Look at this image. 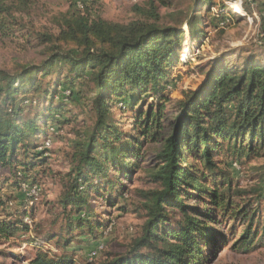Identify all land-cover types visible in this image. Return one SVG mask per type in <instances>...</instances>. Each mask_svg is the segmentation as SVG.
<instances>
[{
  "label": "trees",
  "instance_id": "obj_1",
  "mask_svg": "<svg viewBox=\"0 0 264 264\" xmlns=\"http://www.w3.org/2000/svg\"><path fill=\"white\" fill-rule=\"evenodd\" d=\"M147 1V10L136 8L141 17L126 23L93 15L88 6L62 13L58 32L28 33L43 48L39 63L23 65L16 72L0 69V171L8 172L0 174V191L20 177L36 184L30 174L45 164L48 149L32 135L42 128L44 135L51 133L53 126L62 131L65 125L79 122V114L67 115L66 97L76 106L91 103V124L71 143L70 171L63 175L57 202H50L56 213L52 226L40 235L41 242L54 240L62 249L75 246L70 253H52L37 242L31 257L12 254L21 264H89L75 258L82 248L75 239L87 234L99 239L113 222L109 213L103 218L94 209L91 199L126 209L121 203L128 192L124 180L131 181L139 167L155 184L140 190L142 200L134 205L145 216L143 233L126 255L100 264H209L221 249L248 252L264 245V165L256 168L250 188L254 206L235 202L244 191L233 184L221 164L223 156L241 161L264 155V62L250 57L237 65L225 58L214 59L199 88L186 91L172 114L165 116L170 99L164 91L172 81V67L180 62L184 31L162 25L154 0ZM199 1L205 2L208 11L214 5V0ZM260 6L264 9V3ZM223 7L209 27L227 19ZM198 12L189 22L194 38L201 33L204 16ZM9 15L10 4L0 0L3 37L24 29L16 30ZM52 74L55 77L44 85L42 80ZM60 87L68 88L70 94L61 93ZM150 93L158 97L157 102H147L143 110L140 100ZM117 107L136 115L133 134L125 135L110 121ZM26 111L32 115L25 116ZM164 120L171 126L166 136L161 135ZM146 140L160 141V150L154 163L140 166ZM112 171L117 175L112 176ZM15 183L19 188L20 181ZM5 203L0 193V205ZM28 214L32 215L26 210L14 219L0 220V241L19 239L31 230L25 220ZM227 221L244 226L230 246L227 235L217 228ZM231 228L230 235L236 226Z\"/></svg>",
  "mask_w": 264,
  "mask_h": 264
},
{
  "label": "rangeland",
  "instance_id": "obj_2",
  "mask_svg": "<svg viewBox=\"0 0 264 264\" xmlns=\"http://www.w3.org/2000/svg\"><path fill=\"white\" fill-rule=\"evenodd\" d=\"M11 6V16L9 22H15L16 31L9 36L3 37L0 34V69L16 72L26 64L39 63L43 55V48L37 46V40L28 33H47L49 31L58 32L57 19L60 14L84 10L86 6L92 8L93 15H101L103 18L117 21L130 22L140 18L136 8L139 6L143 11L150 6L147 0H6ZM161 16V24L165 26L180 27L184 31L180 62L172 67L171 83L164 91L169 103L165 110V116L172 114L174 104L177 100L184 98V93L189 90L198 89L205 76L204 72L209 69L210 63L216 58H225L230 64H243L247 58L254 57L264 62V9L260 6L264 0H214L211 10H207L205 2L200 4L199 0H154ZM9 6V5H8ZM223 6L224 14L228 17L224 22L215 23L209 27V22L214 15H217ZM237 7L242 13H235L233 8ZM198 14H204L200 21L201 33L197 38L192 37L189 22L197 10ZM230 16H234L230 18ZM236 16V17H235ZM19 28V29H18ZM41 77V71L37 78ZM55 75H49L42 80L45 85L48 80ZM61 93L66 96L70 90L60 87ZM31 95V94H30ZM61 97L56 98L58 102ZM133 100L139 97L137 93L132 94ZM64 99V98H63ZM71 114H79V122L72 125H65L63 130L58 127H51V133L44 135V128L41 133L32 135L42 147L48 149L45 164L38 167L30 175L36 179L34 186L23 182L22 178L14 179L12 182L3 185L1 197L6 201L0 205V220L14 219L21 216L24 211H28L25 220L31 224V230L22 233L19 239L10 241H0V262L5 264H21L12 254H20L25 259L31 257L36 252L35 243L39 242L45 249L52 253L67 252L73 249L70 245L66 249L59 247L54 240L41 242V234L45 233L51 226L55 218L52 204L56 203L58 196L62 192L63 175L70 171L71 158L67 155L70 145L76 141L78 134H84L91 124L90 104L76 106L71 103L70 98H65ZM158 97L152 95L143 97L142 108L146 110L147 102H157ZM26 104H29L26 102ZM110 121L116 123L125 135L133 134L135 128L136 115L127 108H114ZM32 114L26 111L25 116ZM161 135L166 136L171 130L167 120L163 122ZM59 134V135H58ZM62 136V139L59 137ZM46 137V138H45ZM45 138V139H44ZM161 142L144 141L141 152L144 155L140 166L146 163H154L156 154L160 150ZM236 159V160H235ZM234 157H222V169L228 177L233 178V184L244 191L242 196L237 195L235 202L256 204V198L251 193L250 188L255 184L256 168L264 165V155L262 157L243 158L241 161ZM145 161V162H144ZM1 175L8 174L6 170L0 171ZM112 176L117 172L112 171ZM253 176V177H252ZM16 180L20 181L19 188H15ZM128 192L121 200L126 209L107 206L103 199H91V204L98 213H102L103 218L113 219L107 229L99 234V239H92L89 235L79 236L76 243H81L82 248L74 253L83 263L100 264L112 261L127 254L133 240L143 233L145 216L134 205H138L141 196L140 190H147L155 187L149 183L141 167L135 169L134 178L131 181L124 180ZM7 196L13 199L8 200ZM18 197L17 199H15ZM30 198V200H29ZM264 206V203L261 204ZM33 207V208H32ZM56 210L55 212H57ZM59 212V211H58ZM57 212V213H58ZM106 213H109L106 214ZM33 216V217H32ZM236 226L232 235L228 234ZM222 233L227 236L226 244L230 246L244 230L240 221L225 222L217 225ZM39 238V239H38ZM81 240V241H80ZM209 264H264V245L260 244L251 251L236 252L228 247L219 250L214 259Z\"/></svg>",
  "mask_w": 264,
  "mask_h": 264
},
{
  "label": "bare ground",
  "instance_id": "obj_3",
  "mask_svg": "<svg viewBox=\"0 0 264 264\" xmlns=\"http://www.w3.org/2000/svg\"><path fill=\"white\" fill-rule=\"evenodd\" d=\"M234 12L235 13H239L240 11H239V9L237 7L234 6Z\"/></svg>",
  "mask_w": 264,
  "mask_h": 264
},
{
  "label": "built area",
  "instance_id": "obj_4",
  "mask_svg": "<svg viewBox=\"0 0 264 264\" xmlns=\"http://www.w3.org/2000/svg\"><path fill=\"white\" fill-rule=\"evenodd\" d=\"M233 10H234V8H233ZM239 13H242V12H239Z\"/></svg>",
  "mask_w": 264,
  "mask_h": 264
}]
</instances>
